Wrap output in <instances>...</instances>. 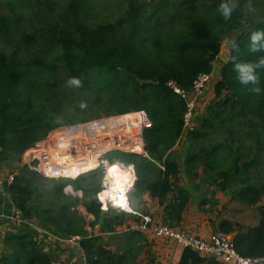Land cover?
<instances>
[{"label": "trees", "instance_id": "trees-1", "mask_svg": "<svg viewBox=\"0 0 264 264\" xmlns=\"http://www.w3.org/2000/svg\"><path fill=\"white\" fill-rule=\"evenodd\" d=\"M248 1L263 6L259 20L240 7L223 20L219 0H8L9 13L0 14V165L20 162L56 129L52 100L44 95L50 82L44 79L63 69L72 78H85V89L96 88L102 99L119 107L106 116L145 111L152 121L144 134L148 157L111 154L135 166L132 209L137 211L144 193L160 202L174 193L179 204L166 212L183 209L187 197L178 186L182 172L173 148L185 134L187 108L168 84L190 92L200 75L213 74L224 37L242 28L234 40L239 50L230 47L212 103L187 133L185 163L190 175L202 167L203 182L243 205L263 203L259 225L239 232L233 242L244 257H264V93H251V86L242 85L234 71V62L255 63L264 57V51H249L251 33L264 30V1ZM27 29L32 30V43L16 39ZM258 73L264 87V69ZM19 170L5 187L28 221L36 220L63 240L80 238L87 264H129L105 247L102 236L89 232L78 210L82 203L95 217L90 226H99L101 234L114 233L135 218L112 207L103 210L98 198L101 170L76 180L46 179L27 165ZM67 186L83 197L66 193ZM235 228L230 221L221 223L227 235ZM36 234L28 231L12 238L13 251L0 264H54Z\"/></svg>", "mask_w": 264, "mask_h": 264}, {"label": "crops", "instance_id": "crops-1", "mask_svg": "<svg viewBox=\"0 0 264 264\" xmlns=\"http://www.w3.org/2000/svg\"><path fill=\"white\" fill-rule=\"evenodd\" d=\"M218 59L220 60V58ZM221 62L223 65L224 62ZM218 63L217 60L214 65L212 82L198 99L195 120L198 117L199 108L205 105V100L214 99V89L211 88L220 79L218 69L222 68ZM195 120L191 129L196 126L197 120ZM187 133L185 132L182 140L173 148L175 156L179 158L182 172L178 186L186 191L184 195L187 197L183 209L166 212L170 205L174 204L177 208L179 204L174 193L162 202L151 197L149 193H144L138 197L137 211L133 210V213H129L135 218L129 219L114 233L101 234L99 226H96L94 230L90 226L91 223H94L95 217L86 212L82 203L78 205L79 212L86 217L89 232L102 236L105 247L112 253L123 255L129 264H230L218 258L205 256L195 250L183 248L174 240L158 237L151 231L141 230L140 226L144 222V217L152 218L155 225L169 224L177 231L203 239H209L214 234L221 232L223 221H230L236 225L231 237L239 232H245L248 228L257 227L260 223L259 206L263 203L253 207L245 206L215 185L203 182L201 179L202 167L195 172L197 175H190L179 147L182 143H185L184 148L189 146V144L186 145ZM21 163L9 162L0 165V259L12 253L14 248L12 238L24 232L33 231L37 233L35 239L45 246V252L54 256V264H82L85 254L79 241L76 244H70L56 240L54 238L56 234L54 235L50 230L48 231L51 235H43L42 230L45 227L40 226L36 220L28 221L12 203L5 185L10 175L19 173V169L24 166V163L23 165ZM135 190L131 191V194ZM74 196L82 198L83 194L77 193ZM102 205L105 210L104 205L107 204ZM227 208L233 212H225ZM107 210L108 205L105 211ZM75 246L79 248L77 251L74 250Z\"/></svg>", "mask_w": 264, "mask_h": 264}, {"label": "built area", "instance_id": "built-area-1", "mask_svg": "<svg viewBox=\"0 0 264 264\" xmlns=\"http://www.w3.org/2000/svg\"><path fill=\"white\" fill-rule=\"evenodd\" d=\"M212 79L213 74L200 75L190 92L181 90L174 82L168 84V87L186 102L185 132L192 128L198 99L205 93ZM151 127L152 121L148 113L136 111L125 115L105 116L71 128L54 130L46 141L25 153L24 164L34 169L40 176L50 180H76L98 170L105 175L112 164L128 165L117 159L111 161L105 158L116 151L148 157L144 134ZM50 173H58V175ZM15 176L16 174L10 175L7 184L13 183ZM136 179L132 182L128 193L129 209L115 208L118 211L133 213L130 194L132 187L136 184ZM64 190L66 193L77 194L71 186L65 187ZM103 190L102 184L101 191ZM102 204L112 207L109 201H104ZM143 220L141 230L151 231L158 237L174 240L183 248L195 250L205 256L218 258L230 264H264V257L242 256L236 250L233 237L225 233L218 232L209 239H203L177 231L169 224L155 225L150 217H144ZM37 230L40 229L37 228ZM42 234L51 235L46 229L42 230ZM54 238L70 244L80 241V238L69 240L56 236ZM83 260L87 264L86 257Z\"/></svg>", "mask_w": 264, "mask_h": 264}, {"label": "rangeland", "instance_id": "rangeland-1", "mask_svg": "<svg viewBox=\"0 0 264 264\" xmlns=\"http://www.w3.org/2000/svg\"><path fill=\"white\" fill-rule=\"evenodd\" d=\"M7 1L8 0H0V14L5 13V12L9 13V9H8L9 4L7 3ZM234 2L236 4V8L240 7V8H243L244 10L248 9V5L250 3L248 0H234ZM241 2L244 4L243 7H241L240 5ZM251 7L254 8V11L252 12V17H253L252 19L259 20V9L262 8L263 6L253 7L251 4ZM23 31H24L23 35L24 34L26 35L23 36L22 38L20 34L21 32H19L16 39L22 40V41L25 40L26 42L32 43L33 41L32 37L30 38V34H32V30L27 29ZM242 31L243 29L240 28L226 35L224 37L222 49L224 51H228L227 53H230L229 51H230V47L232 46V42ZM3 48H4V45L0 44V49H3ZM218 62H219L218 64L221 67L225 64L224 63L222 65V62L219 59H218ZM220 70L221 68L218 69V72ZM70 78L72 77L67 72H65L63 69H61L57 73L49 74L44 79V82L47 80H49L50 82L49 85H46V89H45L46 91L44 95L48 97L49 100H52L50 103L52 107L55 109L53 110L54 112L52 113L53 115H51L52 124L56 126L55 130L71 128L73 126L80 125L81 123H85V122H88V121H91L97 118L105 117L107 114H109V112H114V111L116 112L117 110H119V107L113 103H110L108 99H102L105 96L101 94L96 88L95 90L94 89L92 90V88L85 89L84 88L85 87L84 80H86L85 78L81 79V86L78 88L69 87L67 85V81ZM214 85H213V88L211 89H214ZM100 99H101V102H98L97 100H100ZM205 101H206L205 105L204 106L202 105V108H199L198 110L199 112L197 115L198 117L206 112L207 107L212 103L213 99L211 100L207 99ZM82 104L84 105V107H81ZM188 131L189 130H187L186 132ZM184 144L183 143L180 144L179 147L181 148L183 158H186L188 156V152L186 153V150L188 148H184L185 146ZM105 158L111 161L114 159H118L122 161V157L120 156V154H113V155L105 156ZM25 159H26V154H23L21 161H20L22 162L21 163L22 165L25 162ZM115 164H118V163H115ZM108 210H109V207H108ZM225 210H226L225 212L227 211L233 212L229 210L228 208ZM250 212H253V211H250Z\"/></svg>", "mask_w": 264, "mask_h": 264}, {"label": "clouds", "instance_id": "clouds-1", "mask_svg": "<svg viewBox=\"0 0 264 264\" xmlns=\"http://www.w3.org/2000/svg\"><path fill=\"white\" fill-rule=\"evenodd\" d=\"M236 8L234 0H219L218 12L223 20H229ZM248 11L253 12L254 9L251 4L248 5ZM249 51L252 53H258L264 51V30L253 31L250 35ZM234 50H239V44L236 41L232 42ZM264 69V57H261L255 63H240L234 62V71L237 73V78L242 85L251 86L249 91L255 95L264 93V87L260 86V77L258 70ZM69 87H80L81 80L73 77L67 81ZM81 107H84L82 104ZM52 175H58V173H50ZM136 179L134 165L128 164L122 166L120 164H112L108 167L102 184L104 190L98 194L99 200L103 203L109 201L113 208H120L128 210L129 203V190L132 182ZM138 203V201H133ZM105 210L107 205H104Z\"/></svg>", "mask_w": 264, "mask_h": 264}, {"label": "water", "instance_id": "water-1", "mask_svg": "<svg viewBox=\"0 0 264 264\" xmlns=\"http://www.w3.org/2000/svg\"><path fill=\"white\" fill-rule=\"evenodd\" d=\"M228 51H224L223 49H221L219 58L221 61H223L224 63H228L229 59H230V55L231 53H227ZM230 52V51H229ZM136 189V184L132 187V191H134ZM79 248L77 246H75L74 250L77 251ZM82 264H85L84 260H82Z\"/></svg>", "mask_w": 264, "mask_h": 264}, {"label": "bare ground", "instance_id": "bare-ground-1", "mask_svg": "<svg viewBox=\"0 0 264 264\" xmlns=\"http://www.w3.org/2000/svg\"><path fill=\"white\" fill-rule=\"evenodd\" d=\"M111 166V165H110Z\"/></svg>", "mask_w": 264, "mask_h": 264}]
</instances>
